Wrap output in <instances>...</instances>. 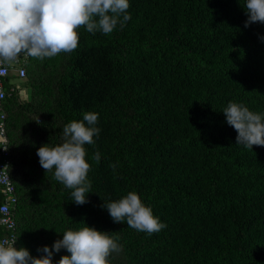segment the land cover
<instances>
[{"label":"trees","instance_id":"16d2710c","mask_svg":"<svg viewBox=\"0 0 264 264\" xmlns=\"http://www.w3.org/2000/svg\"><path fill=\"white\" fill-rule=\"evenodd\" d=\"M245 3L129 0L123 27H82L71 53L29 56L27 98L5 78L17 249L40 257L38 248L88 226L118 237L110 264H264V146L237 144L223 114L229 102L264 113V24L244 26ZM88 112L100 131L84 146L91 192L77 205L36 152L62 144L64 126ZM129 192L166 227L148 234L113 222L105 206Z\"/></svg>","mask_w":264,"mask_h":264},{"label":"clouds","instance_id":"9594fccd","mask_svg":"<svg viewBox=\"0 0 264 264\" xmlns=\"http://www.w3.org/2000/svg\"><path fill=\"white\" fill-rule=\"evenodd\" d=\"M129 7V0H0V62L16 61L21 53L41 60L71 53L78 47L80 28L92 34H110L118 24L123 27L131 19ZM245 8V27L264 24V0H246ZM223 114L237 132V144L248 149L264 146V113L229 102ZM97 120V113H85L82 121L64 126L62 144H44L36 152L42 169L54 170V179L73 190L71 195L77 205L87 203L86 196L91 192L87 176L90 164L84 146L94 144L93 137L100 131L95 127ZM93 158L99 162L100 153H94ZM105 207L113 222L126 221L128 227L140 232L152 234L166 227L136 192ZM16 239L0 242V264H53V253L61 249L69 255H62L55 264H110V255L122 250L118 237L88 226L65 231L51 249L38 248L37 252L44 253L40 257L31 256L26 248L14 247Z\"/></svg>","mask_w":264,"mask_h":264},{"label":"built area","instance_id":"2783aa9c","mask_svg":"<svg viewBox=\"0 0 264 264\" xmlns=\"http://www.w3.org/2000/svg\"><path fill=\"white\" fill-rule=\"evenodd\" d=\"M28 58V55L21 53L16 61L0 62V106L5 97V78L14 76L15 78L23 79L25 77L24 64H26ZM13 88L10 87V90H13ZM0 154L2 155V157L0 156V193L2 194V201L0 203V227L5 232V235L0 239V242H2L6 239L11 240L16 238V223L13 217V210L17 203L16 189L8 172L9 151L6 140L4 114L2 112L0 113ZM16 244L17 239L14 244V247L17 248Z\"/></svg>","mask_w":264,"mask_h":264},{"label":"rangeland","instance_id":"374dc122","mask_svg":"<svg viewBox=\"0 0 264 264\" xmlns=\"http://www.w3.org/2000/svg\"><path fill=\"white\" fill-rule=\"evenodd\" d=\"M22 81H23L22 79H19V78H15V77H13V78L10 80V83H11V85H13V86H15V87H17V88H19V89L22 90V93H21V94L18 93V95H19L21 98L25 99V98H27L28 92H27V90H25V89H27V88H26V87H23V86L21 85Z\"/></svg>","mask_w":264,"mask_h":264},{"label":"crops","instance_id":"0c3cea01","mask_svg":"<svg viewBox=\"0 0 264 264\" xmlns=\"http://www.w3.org/2000/svg\"><path fill=\"white\" fill-rule=\"evenodd\" d=\"M18 90H19V92H20V94L22 93V90L21 89H19V88H17ZM25 90H27V89H25ZM27 92H28V90H27ZM27 97H28V95H27Z\"/></svg>","mask_w":264,"mask_h":264}]
</instances>
